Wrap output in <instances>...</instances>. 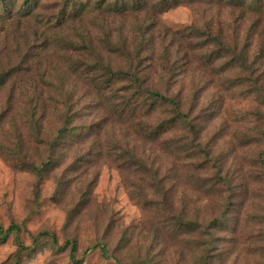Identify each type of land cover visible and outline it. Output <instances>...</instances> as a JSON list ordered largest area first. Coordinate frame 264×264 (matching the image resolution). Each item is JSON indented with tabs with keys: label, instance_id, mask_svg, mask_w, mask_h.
Segmentation results:
<instances>
[{
	"label": "rangeland",
	"instance_id": "1",
	"mask_svg": "<svg viewBox=\"0 0 264 264\" xmlns=\"http://www.w3.org/2000/svg\"><path fill=\"white\" fill-rule=\"evenodd\" d=\"M78 1L0 0V226L74 241L81 264H264V0ZM102 64L137 69L185 121L140 99L115 115L139 90ZM49 158L41 177L23 168ZM15 240L0 264H79Z\"/></svg>",
	"mask_w": 264,
	"mask_h": 264
},
{
	"label": "trees",
	"instance_id": "2",
	"mask_svg": "<svg viewBox=\"0 0 264 264\" xmlns=\"http://www.w3.org/2000/svg\"><path fill=\"white\" fill-rule=\"evenodd\" d=\"M123 1V0H122ZM135 2V5L132 6V9H144L147 5H149V0H133ZM183 0H160L159 2H157L154 5V9H156L159 13H165L169 10H171L174 7L180 6L182 5ZM229 1H235L237 3L241 2L243 4H246L245 0H229ZM77 4H79V10H81V12L84 10V7L86 6V3H84L82 0L76 2ZM131 10L128 8V5L126 3L123 4V6L119 7L116 6V10L112 11L116 14H118L117 16H122L127 14V12ZM139 57V51L136 52V57H135V61L136 59ZM103 69H104V73L106 71L107 74H109L108 80L109 82H115L116 80H125L128 81L132 84H136L137 89L139 90L138 94H132L130 92V89L127 90L125 97L122 101V109H116L113 110V113L116 115L118 113H122V111L127 110L128 112H130V114H134L137 110V105L136 103H133L134 99H140L141 104L140 106L142 107L140 110H147L146 108H153L154 104H161V105H166V106H170L172 109V112H174L177 116L178 119L175 121H182L186 119V116L184 114H182L180 112V103L178 102V100L176 98H172V97H168L158 91H152L149 90L147 88H143V78L140 76V74L137 73V69L133 70H129V71H122V70H113L111 67L109 66H105V64H102ZM165 68V70H167L166 66H163ZM106 74V76H107ZM105 75V74H104ZM105 77V76H104ZM4 77L0 78V86H2L4 84ZM105 87V86H104ZM137 97V98H135ZM148 101H152L150 104H148ZM139 109V108H138ZM119 110H121L119 112ZM147 113H150L147 112ZM145 115V114H144ZM174 121V122H175ZM68 123H70V121H68ZM67 124L66 127L62 128L59 130L58 134L56 135V137L48 142V148L51 151H55L58 148V143L61 140H64V138H70L73 137V135L75 134L74 130H70L69 128V124ZM168 128V125H166L165 123L161 124L160 128ZM156 132V131H155ZM159 133H164L163 130H160ZM52 163H54V160L52 158H49V160L46 163H43L40 166H36L34 163H28L27 166H24V169H28V170H32L34 172H36L37 176L41 177L43 174V171L46 170V168H51L53 169V165ZM262 163L264 164V160H262ZM52 165V166H51ZM22 168V167H21ZM22 232V227L18 226L16 224H12L11 226H9L7 229H4L2 226H0V238H2L3 240H7L9 239L13 234L16 235V244H17V248L18 251H23V252H34V246L36 244H38L41 240L43 239H49L52 241L53 245L57 248H59L60 250H65V249H70V258L72 261L77 262L79 264L83 263L85 257L88 255V251H86L83 255V257L81 259L77 258L76 255V247L77 244L74 241H67L63 246H60L59 244V240L58 238L51 232L49 231H45V232H41L39 234H37L34 238H33V246H26L24 244V242L20 239V233ZM98 248L101 249L102 253L104 255H107V250L104 244H99L97 245Z\"/></svg>",
	"mask_w": 264,
	"mask_h": 264
}]
</instances>
